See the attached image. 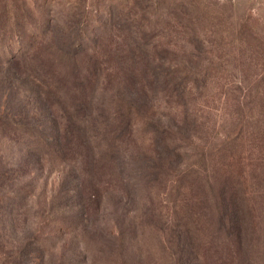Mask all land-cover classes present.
Wrapping results in <instances>:
<instances>
[{
	"label": "rangeland",
	"instance_id": "374dc122",
	"mask_svg": "<svg viewBox=\"0 0 264 264\" xmlns=\"http://www.w3.org/2000/svg\"><path fill=\"white\" fill-rule=\"evenodd\" d=\"M133 1L144 2L0 0L1 164L15 165L29 147L38 150L53 140L47 130L52 127L49 111L62 116L69 107L71 90L61 84L66 71L64 66H58L51 30L69 33L70 27L87 16V41L96 32L100 35L103 25L107 29L112 25L122 32L128 29L148 33L150 42L157 43L155 37L161 33L149 32L141 24L140 16L145 13L141 7L133 6ZM144 4H150L148 11L156 16L184 13L195 34L177 40L175 57L163 54L159 65L154 64L158 76H163L164 68L169 66L171 75L173 71L179 79L253 82L264 92V0H146ZM14 33L19 37L14 38ZM43 33L48 36L46 42ZM74 42L67 45L74 49ZM116 89L105 95L98 92L88 99L93 115L84 124L102 128L103 132L94 142L96 151L83 152L85 156L80 157L85 167L81 190L75 186V172L69 165L72 162L45 156L47 164L42 167L35 153L29 168L22 170L20 182L11 192L8 188L0 194V264L185 263L174 236L180 218L176 195L171 191V182L164 184L174 176L157 175L162 183L151 184V188L137 183L142 180L139 175L144 166L148 168L152 157L156 158L154 153L162 151L154 141V130L172 126V117L157 109L146 113L153 116L151 120L141 113L130 117L126 109L117 110V97L122 96ZM227 91L225 88L222 93L235 101ZM200 93L201 90L195 96L199 100V123L216 125L217 137L213 140L220 143L223 136L235 132V126L225 125L222 120L227 118L226 111L234 112L231 109L237 107L224 108L218 97L212 100L217 92L211 84ZM235 95L240 96L238 92ZM109 103L115 111H106ZM130 121L138 124L135 136L130 134ZM190 130L200 138L199 145L187 147L175 132L172 136L180 141L170 142L189 152L186 162H181L184 167H197L201 160L198 151L205 147L212 131L203 126ZM115 131L120 132L117 138L122 143L111 150L108 145L115 142H109L107 137ZM169 166L177 172V164ZM169 169L164 166V173ZM124 179L134 185L129 187Z\"/></svg>",
	"mask_w": 264,
	"mask_h": 264
},
{
	"label": "trees",
	"instance_id": "16d2710c",
	"mask_svg": "<svg viewBox=\"0 0 264 264\" xmlns=\"http://www.w3.org/2000/svg\"><path fill=\"white\" fill-rule=\"evenodd\" d=\"M144 2L133 1L132 5L143 9L145 14L140 16V22L149 32L161 33L155 37L157 43L150 42L148 33L128 29L122 32L112 25L109 29L103 25L100 35L96 32L87 41L86 32L90 28L87 16L70 27L69 33L51 30L58 66H64L62 68L66 71L61 84L70 86L71 90L69 107L65 108L62 116L49 111L52 127L47 130L56 140H49L37 147L38 150L29 147L15 165L0 163V194L8 188L11 192V188L20 182L22 170L29 168L30 158L35 153L42 167L47 164L46 157L72 162L69 165L75 172V186L81 190L85 167L80 157L85 156L83 152L96 151L94 142L103 132L102 128L86 125L93 115L88 99L94 98L98 92L105 95L117 88L123 99L117 97L116 108L126 109L130 117L141 113L151 120L153 116L146 113L156 109L172 117V126L162 131L154 130V141L162 146V151L154 153L156 158L152 157L153 163L148 168L144 166V172L139 175L142 180L137 183L151 188V184L157 186L162 183L159 175L171 173L174 176L172 181L166 179L164 184L171 182V191L176 195L180 218L174 236L180 244L181 255L186 259L183 264H264V92L253 82L179 79L174 77L176 73L173 71L171 75L169 66L164 68L163 76H158L154 64L164 59L163 54L175 57L179 50L177 40L191 38L195 34L184 13L156 16L148 11L151 2ZM69 34L73 35L71 40H78V43H73L74 49L67 45L71 42ZM13 35L14 38L19 37L17 33ZM42 38L46 42L48 36L43 33ZM209 84L217 92L212 100L218 97L224 108L230 105L237 107V110L231 109L234 112L226 111L227 118L222 120L225 125L235 126V132L223 136L220 143L213 140L217 137L216 125L199 123L201 118L196 111L199 108L196 106L199 102L197 94ZM225 88L235 101H230L229 96L222 93ZM237 92L238 97L235 95ZM243 92L245 95L242 97ZM255 105L258 109L254 108ZM199 106L203 107L202 104ZM107 110L115 111L114 105L107 104ZM129 124L130 134L135 136L138 124L131 121ZM189 126L196 130L203 126L212 131L205 147L198 151L201 160L197 167H184L185 163L181 162H186L189 152L170 142L181 139L187 147L195 146L200 138L191 133ZM173 132L180 139L172 136ZM119 134L115 131L106 136L109 142H115L108 145L111 150L122 143L117 138ZM162 155L165 157L160 161ZM69 157L73 160L69 161ZM169 163L178 165L176 173L173 168L169 169ZM21 164L23 167H19ZM164 166L169 169L166 174ZM123 176L126 178V173ZM124 182L129 187L134 185H130L127 179Z\"/></svg>",
	"mask_w": 264,
	"mask_h": 264
}]
</instances>
